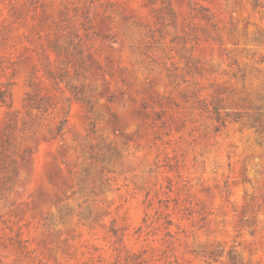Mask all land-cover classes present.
<instances>
[{
  "label": "rangeland",
  "instance_id": "rangeland-1",
  "mask_svg": "<svg viewBox=\"0 0 264 264\" xmlns=\"http://www.w3.org/2000/svg\"><path fill=\"white\" fill-rule=\"evenodd\" d=\"M0 89V264H264V0H0Z\"/></svg>",
  "mask_w": 264,
  "mask_h": 264
},
{
  "label": "trees",
  "instance_id": "trees-1",
  "mask_svg": "<svg viewBox=\"0 0 264 264\" xmlns=\"http://www.w3.org/2000/svg\"><path fill=\"white\" fill-rule=\"evenodd\" d=\"M5 95H6V91L0 89V102H2V103L5 102L4 101ZM213 110H214L216 121L220 122L221 124H224L225 120L230 116L229 114L221 115L219 113V108L216 107L215 105L213 106ZM242 119H243L242 114H239V113H235L231 116V120H234V121H241ZM249 120H250L251 125L256 126L257 128L262 127V125L264 124V119H260V117H258V116L251 117V119H249ZM65 122H66V114L59 121V124L57 125V127L55 129L56 134H58L62 130Z\"/></svg>",
  "mask_w": 264,
  "mask_h": 264
}]
</instances>
